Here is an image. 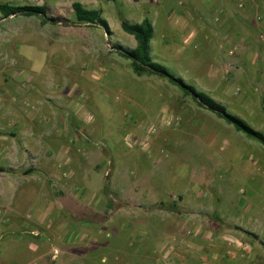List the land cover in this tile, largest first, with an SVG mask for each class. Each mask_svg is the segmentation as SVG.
Instances as JSON below:
<instances>
[{
	"label": "rangeland",
	"instance_id": "374dc122",
	"mask_svg": "<svg viewBox=\"0 0 264 264\" xmlns=\"http://www.w3.org/2000/svg\"><path fill=\"white\" fill-rule=\"evenodd\" d=\"M73 1H79L88 8L100 9L110 33L98 25L77 22L71 7ZM3 2L44 4L47 15L56 18V21L46 22L37 15L3 18L0 13V107L12 104L23 110L22 107L30 106L32 98L65 91L72 83L81 84L86 79V75L80 74L82 69L84 74H88L92 67L97 73L103 71V66L107 68L105 76L91 83L88 91L76 98L91 114L83 125L97 130L96 139L113 135L116 130L119 133L125 131L121 141L127 152L132 153L123 159L125 163L120 167L133 177V186L113 205L111 200L109 204H102L99 210H93L110 215L109 220L80 222L78 234L71 237L73 242H77V235L83 234V241L74 244L77 247H101L94 252L93 264H139V238L148 235L145 230L141 232L144 228L139 227V218L144 216L141 211L150 210V207L144 209L146 206H142L140 211L139 201L145 203L155 197L170 201V198L177 197L175 193H181L187 199L195 202L203 200L201 203L205 204L209 197L216 202L218 195L221 198L233 195L241 209L251 208L250 215H255L258 223L264 225V145L214 112L199 106L167 78L157 74L136 76L130 59L112 48L115 43L131 48L135 46L134 37L121 28V20L138 22L144 17H152V12H148L150 8L139 0H0V3ZM257 16L260 14L255 16L258 21ZM155 30L157 33L154 32L151 39L152 59L186 83L221 101L222 88L211 82L208 72H213L215 75L212 78L217 79L222 73L228 76L233 68L238 67L231 68L233 64L229 62L222 68L208 67L210 59L203 50L196 52L191 45H184L181 35L176 34L171 39L157 27ZM164 38L170 42L168 48ZM130 83L139 91L134 96L136 101H133L136 113L131 116L120 114L117 110L121 102H128L127 106L132 107L131 99L124 91ZM254 86L249 83L245 86L228 85L227 91L235 98L223 104L228 112L264 133V98L261 88L256 85L259 92L253 89ZM116 97L121 100L114 106L109 102ZM164 98L170 109L165 108L172 114L162 111ZM55 102L62 104L60 97ZM182 108L185 112H177ZM136 119L143 123L144 128L128 130V126L135 127ZM150 128L153 129L147 132ZM145 132L149 140L141 136ZM126 134L130 135V146L124 142ZM0 139V144L5 146L0 152V166L6 168L0 171V227L2 223L12 221L10 216L15 214L26 222L33 221L36 211L45 207L40 190V182L44 180L42 164L23 147L26 140L19 134ZM135 141L145 143L144 147L136 145ZM137 158L139 164L136 165ZM91 173H95L91 181L92 189H99L104 172ZM144 180L145 188L139 193V184ZM239 189L242 192L239 193ZM214 201L210 209L200 213H206L208 218L217 221L220 217ZM115 204L121 210L114 212ZM43 212L45 216L41 214L40 218L49 222L51 227L38 230L35 237L56 238L50 230L57 223L55 214ZM70 217L68 215L67 219ZM71 227L73 225L62 223L61 235L66 237ZM19 238L30 236L21 235ZM53 246V252L50 250L48 253V264L60 262L62 256L61 245L54 243Z\"/></svg>",
	"mask_w": 264,
	"mask_h": 264
},
{
	"label": "crops",
	"instance_id": "0c3cea01",
	"mask_svg": "<svg viewBox=\"0 0 264 264\" xmlns=\"http://www.w3.org/2000/svg\"><path fill=\"white\" fill-rule=\"evenodd\" d=\"M139 2L150 8L148 12H152V17L149 18L154 32L157 33V27L164 36H170L171 39H174L176 34L181 35L184 45H191L194 51L203 50L208 55V67L222 68L228 62L233 64L231 68L238 67L233 68L228 76H223L222 73L217 79L212 78L215 75L213 72H208L211 82L222 88L223 98L220 102L235 98L226 88L231 84L245 86L249 83L251 86L255 85L253 89L260 92L256 87L258 85L264 98V41L259 38L260 34L264 33V0ZM257 14L261 16L258 21L255 19ZM165 39L163 41L168 48L170 42ZM106 71L104 66L103 71L98 73L93 67L88 70V74H84L82 69L80 74L86 75V79L81 84L72 83L65 91H54L32 98L30 106L22 107L23 110L12 104L0 107V137L19 134L26 140L23 147L32 158L42 164L41 173L44 180L40 182V190L45 205L36 211L33 221L26 222L15 214L10 216L12 221L2 223L0 264H48V253L55 249L54 243L63 248L60 262L56 264H93L94 252L101 247L75 246L74 244L83 241L81 232L77 235V242H73L71 238L78 234L79 223H88L89 220L71 216L55 192H62L80 206L95 211L99 210L102 204L111 203V200L113 205L133 186V177L124 167H120L125 163L123 159L132 153L127 152L121 141L125 131L119 133L116 130L113 135L96 139L97 130L83 125V121L91 114L76 98L88 91L91 83L98 82L105 76ZM145 74L150 75H135ZM124 91L127 93L126 97L131 99L132 107L127 106L128 102H121L117 110L120 114L131 116L136 113L133 101H136L134 96L139 91L132 83ZM57 97H60L62 104L55 102ZM120 100L116 97L109 103L115 106V102ZM166 104L164 98L162 111L168 115L172 114V111L166 110ZM182 110L183 108L177 112H185ZM127 128L139 131L144 127L143 123L136 119L135 127ZM141 136L146 137V133ZM4 147L0 144V152ZM135 161L136 165L139 164L138 158ZM97 171L104 172L103 181L99 189L93 190L91 181L95 173L91 172ZM140 178L141 176L137 179L138 182ZM145 184L146 180L139 184V193L145 188ZM174 196L177 197L170 198V201L157 197L145 203L139 201L140 211L144 206V209L150 207V210L141 211L144 216L139 218V227L144 228L141 232L145 230L146 234L148 233L146 238H139V264H264V225L258 223L255 215H250L251 208L247 206L241 209L238 199L233 195L225 198L218 195L216 202L209 197L205 204L201 203L203 200L195 202L187 199L181 193H175ZM213 201L217 203L219 212L217 215L220 219L217 221L208 218L206 213H200L210 209ZM117 206L114 212L121 210ZM43 210L51 215L55 214L57 223L53 224L50 230L56 238L35 237L38 230L43 231L45 227H51L49 222L40 218L41 214L45 216ZM68 215L71 216L69 219ZM110 218L109 215L105 220ZM62 223L73 225L66 237L61 235ZM225 234L234 237L237 243H229L223 237ZM21 235H29L30 238H19ZM109 245L108 241L107 246ZM166 248L169 249V254L165 257L162 250ZM51 263L54 264V261Z\"/></svg>",
	"mask_w": 264,
	"mask_h": 264
},
{
	"label": "trees",
	"instance_id": "16d2710c",
	"mask_svg": "<svg viewBox=\"0 0 264 264\" xmlns=\"http://www.w3.org/2000/svg\"><path fill=\"white\" fill-rule=\"evenodd\" d=\"M71 7L77 22L98 25L103 27L106 33H110L108 22L102 16L100 9L85 7L79 1H73ZM0 13L3 18L10 15H37L41 16L46 22L49 20L56 21V18L47 15V6L44 4L15 5L3 2L0 3ZM120 25L123 31L134 37L136 44L131 48L120 43H115L112 45V48L119 55L130 59V65L135 74H157L167 78L171 83L177 85L185 95H190L199 106L209 109L228 123L233 124L237 130L244 132L248 137L256 139L264 145V133L262 131L254 129L238 115L228 112L222 102L209 96L206 92L198 90L193 85L186 83L182 78L170 72L166 66L152 59L151 39L154 30L148 17H144L140 22H130L122 19ZM4 170L6 168L0 166V171ZM57 197L67 212L77 219L101 222L107 218L105 215L80 206L62 192H57ZM253 235L255 236V234Z\"/></svg>",
	"mask_w": 264,
	"mask_h": 264
},
{
	"label": "built area",
	"instance_id": "2783aa9c",
	"mask_svg": "<svg viewBox=\"0 0 264 264\" xmlns=\"http://www.w3.org/2000/svg\"><path fill=\"white\" fill-rule=\"evenodd\" d=\"M257 18L260 19V16H257ZM259 38H260L261 40L264 41V33H261L260 36H259ZM168 119H171V117H169ZM152 129H153V128L148 129L147 132H148L149 130H152ZM145 133H146V132H145ZM146 139H147V140L149 139L147 133H146ZM124 142L130 146V135H129V134H126V135L124 136ZM135 143H136V145H138V146L141 144V143H139V142H137V141H135ZM144 144H145V143H142L140 146H141V147H144ZM223 237H224L229 243H237V240H236L234 237L230 236V235L225 234V235H223ZM168 254H169V249L166 248V249L162 250V255H163V256L166 257Z\"/></svg>",
	"mask_w": 264,
	"mask_h": 264
}]
</instances>
